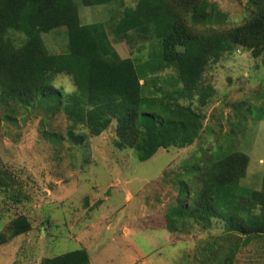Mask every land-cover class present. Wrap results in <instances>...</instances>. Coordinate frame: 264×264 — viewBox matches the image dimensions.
<instances>
[{
  "label": "rangeland",
  "instance_id": "374dc122",
  "mask_svg": "<svg viewBox=\"0 0 264 264\" xmlns=\"http://www.w3.org/2000/svg\"><path fill=\"white\" fill-rule=\"evenodd\" d=\"M211 1L227 15L217 27L222 30L244 24L254 13L251 0ZM75 2L83 24L102 22L109 29L121 18L122 10L137 0H114L103 6ZM57 32L66 35L62 29L45 38L59 41V35L53 36ZM151 32L148 27L138 33L146 37ZM65 37L61 36L59 48L67 45ZM111 37L123 57H132L133 49L152 40L135 34L136 44H131L116 40L113 33ZM174 74L169 69L160 77ZM202 80L204 87L214 89L205 105L199 96L181 100L204 116L200 138L183 149L162 148L144 162L133 149L116 146L115 121L101 135L76 146L65 138L69 121L63 112L47 116L41 107L30 105L16 109V121L9 122L3 118L9 109L0 103V166L16 179L15 188L0 193V234L9 236L10 221L21 215L32 223L28 233L0 246V264H40L46 257L82 248L90 264H220L229 257L236 240L230 242L229 236L240 235L228 231L224 220L216 218L210 229H203L197 223L193 226L191 219L183 228L174 218L168 220L167 213L179 200L181 182L191 194L185 191L184 201L193 203L209 163L231 150L249 157L240 193L260 189L264 176V53L255 58L251 51L238 48L211 63ZM164 84L159 83L163 90ZM57 85L67 92L74 90L65 75L58 77ZM17 195L20 200L16 202ZM168 221L176 231L168 228ZM238 242L233 264H264V235L247 246Z\"/></svg>",
  "mask_w": 264,
  "mask_h": 264
},
{
  "label": "trees",
  "instance_id": "16d2710c",
  "mask_svg": "<svg viewBox=\"0 0 264 264\" xmlns=\"http://www.w3.org/2000/svg\"><path fill=\"white\" fill-rule=\"evenodd\" d=\"M113 1L82 3L103 6ZM251 4L254 13L249 20L222 30L217 27L227 15L211 0H137L107 29L102 22L83 24L75 0H0V103L9 109L3 118L15 122L16 109L30 105L41 107L47 116L63 112L69 121L65 138L76 146L101 135L115 121L116 146L133 149L141 162L162 148H186L200 138L205 118L181 100L199 96L202 105L207 103L214 89L202 83L206 69L238 48L251 51L255 58L264 53V0H251ZM148 27L152 30L148 36L138 33ZM62 29L66 35H53L60 40L66 36L67 45L59 48L60 40H47L45 35ZM112 33L116 40L131 44H136L135 34L152 40L133 49L132 57H123ZM169 69L175 74L160 77ZM64 75L74 90L67 92L57 85ZM160 82H165L164 90ZM209 165L193 203L184 201L189 190L185 182L180 183L179 200L167 218L183 228L193 219V226L197 223L203 229H210L216 218L224 220L227 230L240 236H229V241L236 240L220 264H233L240 248L237 239L247 246L264 235V176L259 190L242 195L247 154L231 150ZM15 180L11 171L0 166L2 195L15 188ZM16 198L20 200L19 195ZM168 228L177 230L171 221ZM31 229L27 216L13 219L10 235L0 234V246ZM40 264H90V256L82 248L46 257Z\"/></svg>",
  "mask_w": 264,
  "mask_h": 264
}]
</instances>
